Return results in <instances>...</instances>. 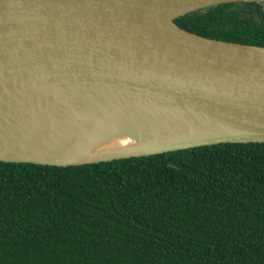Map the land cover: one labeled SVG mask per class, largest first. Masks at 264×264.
I'll list each match as a JSON object with an SVG mask.
<instances>
[{"label":"water","instance_id":"water-1","mask_svg":"<svg viewBox=\"0 0 264 264\" xmlns=\"http://www.w3.org/2000/svg\"><path fill=\"white\" fill-rule=\"evenodd\" d=\"M232 1L0 0V161L81 165L264 142V46L173 19ZM137 142L72 155L109 135Z\"/></svg>","mask_w":264,"mask_h":264},{"label":"trees","instance_id":"trees-1","mask_svg":"<svg viewBox=\"0 0 264 264\" xmlns=\"http://www.w3.org/2000/svg\"><path fill=\"white\" fill-rule=\"evenodd\" d=\"M264 46V3L173 19ZM0 264H264V142L81 165L0 161Z\"/></svg>","mask_w":264,"mask_h":264},{"label":"bare ground","instance_id":"bare-ground-1","mask_svg":"<svg viewBox=\"0 0 264 264\" xmlns=\"http://www.w3.org/2000/svg\"><path fill=\"white\" fill-rule=\"evenodd\" d=\"M137 142L133 141L127 136L120 134H112L104 138L99 142H91L83 149L74 148L71 152L72 155L80 153L82 155H88L90 153H99L101 151H108L112 149L124 148L130 145H134Z\"/></svg>","mask_w":264,"mask_h":264}]
</instances>
